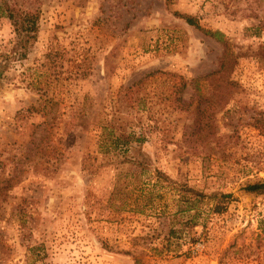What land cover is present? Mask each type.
<instances>
[{
    "label": "rangeland",
    "instance_id": "1",
    "mask_svg": "<svg viewBox=\"0 0 264 264\" xmlns=\"http://www.w3.org/2000/svg\"><path fill=\"white\" fill-rule=\"evenodd\" d=\"M17 1L38 32L25 60L0 58V264H134L132 246L145 264H264V194L245 191L264 181V0ZM12 38L0 15V53ZM223 63L222 105L199 78ZM107 125L145 140L104 155ZM137 156L145 185L172 182L144 214L117 209ZM187 189L205 196L197 226L170 236Z\"/></svg>",
    "mask_w": 264,
    "mask_h": 264
},
{
    "label": "trees",
    "instance_id": "2",
    "mask_svg": "<svg viewBox=\"0 0 264 264\" xmlns=\"http://www.w3.org/2000/svg\"><path fill=\"white\" fill-rule=\"evenodd\" d=\"M26 4L27 2L19 3L17 0H0V15L6 17L13 28V38L9 42L13 45V47L5 49L0 53V58L3 60V67L8 65V63L13 59L25 60L27 58L29 48L36 41V34L38 32V11H31V9L26 7ZM181 18L184 19L188 26L201 31L205 36L215 38L219 42L222 40L221 33L205 30L201 27L197 18L192 16H182ZM225 61L226 60L223 62ZM227 68L228 67L226 64L223 63L218 71L211 72L199 78L209 81L214 85L215 90L222 93L220 97V104L222 105L227 104V102H225L226 96L230 92V88L234 85L233 82L228 81L227 76L225 77L227 74ZM200 112L201 111H198V121L195 123V125H193V127L191 126L190 128L189 138L193 140L192 143L198 142L200 135L202 137L203 135H206V138L211 135L210 123L212 121L211 119L214 110L210 113L205 112L207 114L205 115V122L208 125H205L204 121H200ZM98 138L99 150L102 151L104 155H115L116 151L119 149H124L125 152L126 150H129L135 143H139L140 145L144 142L145 135L143 132H128L120 128H114L111 125H107L106 127H101V133ZM139 154L141 153L139 152ZM126 162L132 163L135 169L128 170V172L124 175L122 172H120L121 175L124 177L130 175L129 177L134 178V181H139V185L128 184L126 189L131 188V192L128 194L125 193L126 191L119 193V207H117V209H128L133 213L144 214L146 209L152 207L153 201L156 197L152 192L153 189L158 187L162 181H168L169 183L172 182L169 181V178H167L165 175H162L163 173L156 170L155 174H153V176H155V183L152 184L149 182L145 185V183L141 181V175L147 172L144 158L137 156L133 160L129 159ZM145 186H149L148 189H145L147 188ZM183 191L185 193L190 191L192 194L190 196H185ZM183 191H179V199L177 201L179 208L178 213H180V215H187L185 219H182L183 217L175 219L176 215L174 218H172V220L169 222L171 226L169 230L170 236H176L178 233H182L183 231V228L179 230L174 229L175 224H182L183 227L193 229L197 226V220L200 217V213H198L195 206L197 203H199V201L201 202L205 196L189 189ZM245 191L249 193H255L257 195L264 194V181L247 185L245 187ZM223 196L224 198H230V195ZM212 197L215 198L216 194H213ZM108 202H112V200H109ZM181 203H183L185 207H182V205H180ZM123 252L125 255L131 256L133 258L134 264H145L139 256L140 252L137 253L136 246H132L130 250Z\"/></svg>",
    "mask_w": 264,
    "mask_h": 264
}]
</instances>
